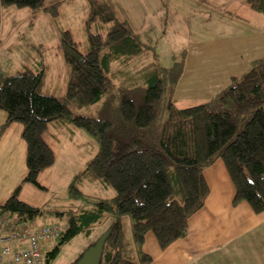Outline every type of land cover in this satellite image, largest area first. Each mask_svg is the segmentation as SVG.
<instances>
[{
  "label": "trees",
  "instance_id": "trees-1",
  "mask_svg": "<svg viewBox=\"0 0 264 264\" xmlns=\"http://www.w3.org/2000/svg\"><path fill=\"white\" fill-rule=\"evenodd\" d=\"M245 2L264 15V0ZM88 3V26L100 20L99 28L106 36L90 33V51L83 54L69 30L61 33L69 69L64 99L39 92L43 70L23 66L15 74L0 73V110L7 113L3 130L13 123L23 125L27 144L24 182L42 188L39 175L56 162L45 139L48 127L54 122L70 123L99 144L83 175L116 192L112 200H100L79 214L56 212L69 218L65 224L47 225H63L65 231L53 251L46 253L42 247V264H50L62 245L82 232L90 234L107 218L113 221L103 235L100 264H151L153 258L143 248L147 234L155 236L163 251L188 236L189 220L203 209L210 194L205 171L218 161L225 164L233 182V205L247 203L255 214L264 213V58L255 60L243 78H233L228 88L208 102L180 109L168 101L162 119L163 93L166 87L179 84L186 60L170 69L159 67L157 56L111 6L95 0ZM12 6L30 8L35 15L41 11L59 15V4L45 7V0H0V29L4 9ZM136 58L147 59L136 71L137 82L117 86L112 65L130 64ZM103 99L104 107L95 118L72 111V106L90 107ZM20 190L0 204V219L34 228L45 210L22 201ZM71 195L84 197L75 183ZM124 216L133 220L131 243L121 222Z\"/></svg>",
  "mask_w": 264,
  "mask_h": 264
},
{
  "label": "rangeland",
  "instance_id": "rangeland-1",
  "mask_svg": "<svg viewBox=\"0 0 264 264\" xmlns=\"http://www.w3.org/2000/svg\"><path fill=\"white\" fill-rule=\"evenodd\" d=\"M98 4L106 2L116 6L123 3L134 8L140 19L146 20V27L140 32L143 42L157 56L159 67L170 69L176 62L190 58L193 66H186V74L199 72V60H205L210 53L219 55L218 48L234 52L240 50L242 58L236 60L234 73L243 78L251 70L255 60L264 58V50L254 53L249 44L254 32L264 33V15L250 8L245 9V1L233 0L240 7H232L231 0H219L214 9H209L201 0H95ZM51 4V5H49ZM58 6V17L50 12H39L36 15L30 8L7 7L2 13L1 33H8L7 44L0 45V73L15 74L19 68L27 66L39 72L45 71L43 84L39 92L45 95L64 99L68 84L69 69L64 62L61 48V33L69 30L78 44V50L86 54L90 51L89 34L100 33L103 37L100 20L89 24L90 8L88 0H45V6ZM204 5V7H201ZM211 8V7H210ZM241 13H239V12ZM130 12V11H129ZM234 12V13H232ZM131 13V12H130ZM236 14L235 17L229 15ZM227 15V17H226ZM237 15L244 19V24L235 21ZM241 44V46H238ZM0 44L3 42L0 41ZM199 45V46H198ZM219 57V56H218ZM256 58V59H254ZM254 59V60H253ZM147 63L146 58H136L130 64L115 63L113 78L117 86L132 81L137 82L136 71ZM224 68V62H220ZM191 67V68H190ZM229 67V71L233 69ZM23 70V69H22ZM5 73V74H6ZM188 76V75H187ZM134 79V80H133ZM118 95V90L116 91ZM219 96V95H218ZM216 98V97H214ZM172 100L180 109L202 104V96L194 85L166 87L159 111L164 119L165 105ZM119 98L115 100V106ZM104 107V99L95 105L85 108L72 106L76 115L95 118ZM7 113L0 110V204L5 203L18 187H21L19 198L33 206L43 208L45 216L34 222V228L50 224H65L69 215H57L56 212L75 211L93 208L100 200H112L116 195L113 188L99 181L84 176L88 162L94 159L99 151V144L86 132L74 128L70 123H51L45 138L55 152V164L41 172L39 183L42 188L25 183L27 175V144L22 137L23 125L13 123L7 129L3 126ZM79 177V178H77ZM75 183L83 194L76 199L71 195V185ZM113 219L94 226L88 235L82 232L70 243L62 245L56 258L50 264H74L82 254L96 243L108 230ZM125 237L132 242L133 220L130 216L121 219ZM59 244L58 240L44 245L46 253ZM17 247V245H12Z\"/></svg>",
  "mask_w": 264,
  "mask_h": 264
},
{
  "label": "crops",
  "instance_id": "crops-1",
  "mask_svg": "<svg viewBox=\"0 0 264 264\" xmlns=\"http://www.w3.org/2000/svg\"><path fill=\"white\" fill-rule=\"evenodd\" d=\"M218 1L201 0L211 10L215 7L217 9ZM105 4L111 6L117 17L126 22L138 35L145 29L148 16L144 20L140 19L134 3H129V7L120 2L116 6L108 2ZM245 4L246 10L250 8L246 2ZM232 7H240V4L233 2ZM235 21L244 24V19L238 15ZM7 34L4 32L0 35L3 46L7 44L5 40ZM253 34L251 40L249 39L250 46L254 45L252 51L256 53L264 50V33L257 30ZM237 45L241 46L238 43ZM231 47L234 52L218 48L219 57L210 53L205 60H199V65H208V68H199L196 74L193 72L186 74L184 70L178 86L197 87L203 98L201 103L218 96L231 85L233 78H239L234 70L237 69L236 60L242 58L239 54L241 51L237 50L239 53H236L234 44ZM221 61L225 63L224 68L221 67ZM231 65L234 68L229 71ZM186 66H193V60L190 63V58L186 59L185 68ZM204 176L210 194L203 209L189 220L188 236L163 251L155 236L152 233L147 234L143 248L153 258L151 264H264V213L255 214L247 203L233 205L235 188L222 161L207 169Z\"/></svg>",
  "mask_w": 264,
  "mask_h": 264
},
{
  "label": "built area",
  "instance_id": "built-area-1",
  "mask_svg": "<svg viewBox=\"0 0 264 264\" xmlns=\"http://www.w3.org/2000/svg\"><path fill=\"white\" fill-rule=\"evenodd\" d=\"M63 225L32 228L16 220L0 219V264H42V247L60 238ZM17 245V247H12Z\"/></svg>",
  "mask_w": 264,
  "mask_h": 264
},
{
  "label": "water",
  "instance_id": "water-1",
  "mask_svg": "<svg viewBox=\"0 0 264 264\" xmlns=\"http://www.w3.org/2000/svg\"><path fill=\"white\" fill-rule=\"evenodd\" d=\"M104 236L88 248L74 264H100L104 249Z\"/></svg>",
  "mask_w": 264,
  "mask_h": 264
}]
</instances>
